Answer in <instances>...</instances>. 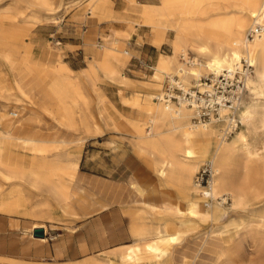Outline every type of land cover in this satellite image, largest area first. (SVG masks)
<instances>
[{
	"label": "bare ground",
	"instance_id": "obj_1",
	"mask_svg": "<svg viewBox=\"0 0 264 264\" xmlns=\"http://www.w3.org/2000/svg\"><path fill=\"white\" fill-rule=\"evenodd\" d=\"M127 1V17L122 19L126 27L112 28L111 41L98 45L99 50L95 51V43L90 41L93 56L87 60L86 69L78 73L62 58L59 43H44L49 58L42 57V52L35 56V45L32 49L27 42L28 29L7 22L57 23L69 7L80 4L87 18L114 19L111 0H0V28H11L3 32L0 29V211L51 217V211L26 205L30 195L26 190V196L22 195L25 188L39 192L43 196L40 204L54 206L61 216L71 211V200L76 196L71 184L82 144L91 136L119 128L104 106L105 96L96 89V81L119 84L121 102L131 105L123 90L135 82L122 70L128 51L116 44H128L132 32L146 24L151 28L154 45L159 48L168 42L170 52L159 54L152 81L136 80L150 89L152 102L128 113L136 122L131 125L130 134L122 137L127 138L136 155L145 159L159 178L176 182L184 189V206H155L144 201L142 184L126 176L133 190L134 207L129 215L133 242L63 264H236L234 252L246 245L262 256L264 264V214L257 213L264 206V0ZM255 21L262 24V31L248 40L246 33ZM168 30L173 31L170 38ZM243 58L253 65L246 85L254 97L241 102L237 109L241 126L229 138L222 135L220 124H215L214 119L192 121L197 111L195 104L164 100L158 83L162 75L171 81L177 77L186 90L201 85L202 76H216L224 69L234 71ZM21 62L42 78L53 73L74 91L73 96L68 102L52 104L51 108L39 107L20 82L13 77L5 81L4 75ZM82 77L91 82L97 95L95 101L84 95ZM80 105L87 114L89 128L72 119L74 108ZM23 111L38 120L49 114L56 129L46 133L17 129ZM219 113L222 120L232 119L225 107ZM205 163L210 164L212 171L213 201L207 207L198 196L202 188L192 181ZM201 224L208 226L198 228ZM169 225L174 226L173 230H169ZM35 227L47 233L45 222L40 220H33L23 233L33 238ZM37 238L45 241V236ZM248 256L240 264H254ZM1 263L57 264L0 255Z\"/></svg>",
	"mask_w": 264,
	"mask_h": 264
},
{
	"label": "crops",
	"instance_id": "obj_2",
	"mask_svg": "<svg viewBox=\"0 0 264 264\" xmlns=\"http://www.w3.org/2000/svg\"><path fill=\"white\" fill-rule=\"evenodd\" d=\"M122 1L123 7L121 9H116L115 6L112 7L115 14L114 19L106 17H97L94 19L84 18L81 13L74 16L76 20L90 25L88 29L84 30L83 36V44L89 52H84L79 47L73 49L68 48L66 53L70 55V59L68 61L64 60L69 68L78 73L82 69H86L87 62L85 61V57L88 60L93 56V48L89 42L93 41L95 35L98 33L97 22L99 18L122 22L125 25L123 28L126 27V22L122 19H124L123 17H127L124 10L128 6V1ZM113 3L115 4V2ZM108 27L110 28V26ZM146 28L148 27L138 26L132 32L130 41H128L129 46L127 47L130 51H127L128 54L130 52V58H127L125 62L128 75L124 73L135 82L123 88L126 91V98L131 102L129 106L123 105L127 108V112L143 109V107L151 105L152 102L150 89L142 87L137 83L138 80L142 79L152 81L151 75L154 73V63H156L160 54L157 53L158 47L152 42L151 31ZM111 30L112 28L109 29V32ZM111 34L107 33L109 36L107 37L108 42L111 41ZM99 37L100 35L97 38ZM27 42L31 44L32 49L35 45V56L39 52H42V57H50V54L43 49L45 44H41L36 35L32 37V40L28 39ZM53 42L61 45L59 40ZM65 44V46L61 45L62 53L67 45L71 47L79 46L78 43L71 40L67 43L65 42ZM1 49L2 47L0 46ZM75 62H81L82 65L72 67L70 64ZM137 72L143 74V76H140ZM10 77L20 82L21 87L29 98L41 108L51 107L56 102H68L73 96L74 91L62 79L53 73H48L47 76L42 78L24 62L16 64L10 74L6 73L4 75L5 81L10 80ZM80 81L84 86L82 87L84 95L89 96L88 98L91 101H95L97 95L90 84L91 82L84 77ZM120 87L119 84L108 80L96 81V89L105 96L104 106L106 110L116 121L118 127H124L130 132L131 125L136 121L132 115L123 114L116 107L117 104L122 105L118 93ZM47 115L49 114H44L43 117ZM43 117L40 119L43 120ZM51 119L54 121L53 118ZM72 119L75 123H84L86 128H89L87 114L81 105L74 108ZM46 120L49 121L50 119L47 118ZM19 122L20 126L17 129L19 128L22 131H44L43 127L38 124V118H29L26 116ZM52 127V129L46 128L45 130L52 131L56 129V127ZM61 132L67 133L66 130H62ZM94 138L95 136H91L88 140ZM125 144L126 147L121 146L120 150L112 153L111 159L103 161L90 159L84 164V156L83 154L81 155L75 178L71 184V188L76 193V196L71 200V211L67 212L68 217H66L67 215L63 216L64 220L69 219L73 223L65 226V224L56 222L50 224L48 223L50 221H47L45 224L47 228L45 241L42 242L37 237L27 238L25 240V246L22 248L24 249V255H16V258L36 262H57V264H63L68 261L75 262L84 260L90 256H96L119 246L132 243L134 237L129 215L134 207V203L131 201L133 190L125 180L126 176L129 175L139 185L142 184V199L144 201L155 206L165 204H176L179 207L184 206L186 199L184 189L176 182H164L146 161L136 155L126 141ZM80 193L85 197L84 200H82ZM78 195L80 196L78 197ZM17 220L19 221V219ZM146 221L148 222L149 218L146 217Z\"/></svg>",
	"mask_w": 264,
	"mask_h": 264
},
{
	"label": "rangeland",
	"instance_id": "obj_3",
	"mask_svg": "<svg viewBox=\"0 0 264 264\" xmlns=\"http://www.w3.org/2000/svg\"><path fill=\"white\" fill-rule=\"evenodd\" d=\"M111 1H112V7L115 6L116 9H121L123 7V1L122 0H115V1L111 0ZM137 1L138 2L150 1V2H154V3L159 2L158 0H137ZM113 2H115V4ZM77 6L75 5V6L69 7L61 15V20L59 21V23H52L49 21H43L39 24H32L31 25L29 22L20 21V20L15 21V22H7V23H8V25L28 29L27 38L32 40V37L36 35L38 37V39L40 40V43H49L50 40L51 41L59 40L61 42V45H63V46L66 45L65 42L67 43L70 40L78 43L79 46L71 47V46L67 45L63 49V53H61L62 58L65 59L66 61H68L70 59V55H68L66 53V50L68 48L73 49V48L79 47V48H82L84 50V52H87V53L89 52L88 49H86L85 45L83 44V42H84L83 36H84V30L88 29L90 27V25L87 23H84L82 21H78L74 18V16H76L79 13H81L84 17H87L84 9H82L83 4L82 5L80 4ZM108 26H110V28L121 29L125 25L122 22L109 21L105 18H99L98 22H97V27H98L97 32L98 33L95 35V38L93 40V42L95 43L94 47H93L95 51L99 50L98 45L104 44V43L106 44L108 42V40H106L107 37H109L107 35V33L108 34L112 33V30L109 32L110 28ZM142 26L148 27L146 24H143ZM0 29L3 32L4 30H10L11 28H8L6 26H2ZM146 29L151 31V28H149V27ZM172 34H173L172 30L167 31V37L168 38H170L172 36ZM99 35H100V37L97 38ZM1 36H2V34H0V38H1ZM111 39H112V36L110 37V40ZM128 41H130V37H129ZM51 44H53V43L51 42ZM116 45L119 46L120 49L129 50V48L127 47L129 45L126 43V41L117 43ZM169 52H170V47H169L168 42L163 43L161 45V47L157 48L158 54L159 53H169ZM127 58H130V52L127 55ZM85 61L87 62V57H85ZM70 65L72 67H75V66L82 65V63L81 62H77V63L75 62V63H71ZM122 70L127 74V66L126 65ZM137 74H139L140 76H143V74H141L139 72H137ZM147 78H148V76H147ZM164 81H165V77H163V75H162L160 77V79H158L159 87L162 91L164 90V87H165ZM253 97H254V95L249 90H247L243 100L248 101V100L253 99ZM260 97H262V96H260ZM123 105L128 106V104H125L122 102V105L117 104L116 107H118L120 112H122L123 114H128L129 112H127V108L124 107ZM11 109L17 110L16 108H12V107H11ZM20 113L21 114L19 116V119H20L19 121H21L22 118H25L26 116H28V111H23ZM235 116H236L237 120L239 121V119L237 117V112H236ZM47 118H49L50 120L49 121L46 120ZM51 118L52 117H50V115H47V116L43 117V120L42 119L38 120V124H40L44 130L42 132H44V133L49 132V131H46L45 129L46 128H50V129L53 128L52 126H54V121ZM192 121L196 122L193 118H192ZM218 123L220 124V126ZM221 123L222 122H215V124H217L222 130V128L225 126V122L222 124ZM240 126H241V123L239 121L238 126L235 130L239 129ZM235 130H233L231 135L234 133ZM128 134H130V132H128L124 127H119L118 130H105L102 134H100L99 136H95V138L92 140L87 139L82 144V147H81V151H82V154L84 156V158H83L84 162L83 163L86 164V162L90 159H93V160L97 159V160H101V161L106 160V159H111L112 153L117 152V150H120L121 146L126 147L125 141L129 144L127 138L122 137V136H128ZM230 136H228L227 138H229ZM131 149L133 150L132 147H131ZM143 160L146 161L145 159H143ZM148 165H149V163H148ZM194 176H195V174L192 177V181H194ZM25 190L30 195L29 196L27 194V196H29V198L26 197L28 199V200L26 199V201H25L26 205H36L38 207L40 206L41 209H44V211L48 210V211H51L50 213H53V214L51 217H46V216L31 217V216L19 214L17 212L8 214V213L0 211V254L9 255V256H12L15 258H16V255H19V254H21L22 256L24 255L23 254L24 249H22V248L25 246V240L28 238L29 235L24 234L23 232L25 231V229L29 230L28 227H30V224L33 221V219H35V220L40 219L43 223L45 222V224L47 223V221H50V222H48L50 224H53L52 222L62 223V224H65V226L71 225L73 223L72 221H69V219L64 220L63 216H61L59 214V212H57L58 210L56 208H54V206L49 205L47 207V206H44L43 204H40L43 201V196L39 192L25 188L24 190H22V195H25V196H26V192L24 193ZM198 196H200V195H198ZM229 202H230V199H229ZM227 204L225 203V205H227ZM39 211H38V213H39ZM257 213L258 214H264V206L260 210H258ZM17 219H19V221ZM207 226H208V224H205V225L201 224L198 228L204 229ZM24 227H27V228H24ZM173 228H174V226L169 225V230H173ZM219 242L222 243L223 241L219 240ZM224 244H226V243H224ZM243 250L246 253H250V255L248 256V254L243 252ZM243 250L234 252L233 259L235 260L236 264H240V262L243 260V257H245V255L252 258L254 260V264H261L262 256L259 254H256L251 246L246 245L245 249H243ZM96 256H98V255H96ZM240 258H241V260H240Z\"/></svg>",
	"mask_w": 264,
	"mask_h": 264
},
{
	"label": "built area",
	"instance_id": "obj_4",
	"mask_svg": "<svg viewBox=\"0 0 264 264\" xmlns=\"http://www.w3.org/2000/svg\"><path fill=\"white\" fill-rule=\"evenodd\" d=\"M262 31V24L255 21L246 33L248 40L253 39ZM253 72V65L245 58L241 59L240 67L234 71L222 70L216 76L209 74L200 78L201 85H192L184 90L178 83L177 77L171 81L165 77L163 96L165 101L184 100L188 105H196V122H205L214 119L215 122H225L222 135L228 137L238 126L239 121L235 114L247 92L246 79ZM228 109V116L232 119L228 122L220 117V108ZM212 171L209 163L200 166L194 176V181L201 188L202 201L207 207L212 201L210 183ZM45 233V232H44ZM46 236V233H45Z\"/></svg>",
	"mask_w": 264,
	"mask_h": 264
},
{
	"label": "water",
	"instance_id": "obj_5",
	"mask_svg": "<svg viewBox=\"0 0 264 264\" xmlns=\"http://www.w3.org/2000/svg\"><path fill=\"white\" fill-rule=\"evenodd\" d=\"M32 234L34 237H44L45 236L44 230L41 227L33 228Z\"/></svg>",
	"mask_w": 264,
	"mask_h": 264
}]
</instances>
